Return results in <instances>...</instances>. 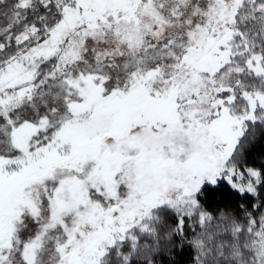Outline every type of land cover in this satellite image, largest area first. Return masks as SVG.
Returning a JSON list of instances; mask_svg holds the SVG:
<instances>
[{
  "label": "snow or ice",
  "instance_id": "1",
  "mask_svg": "<svg viewBox=\"0 0 264 264\" xmlns=\"http://www.w3.org/2000/svg\"><path fill=\"white\" fill-rule=\"evenodd\" d=\"M0 264H264V0H0Z\"/></svg>",
  "mask_w": 264,
  "mask_h": 264
}]
</instances>
